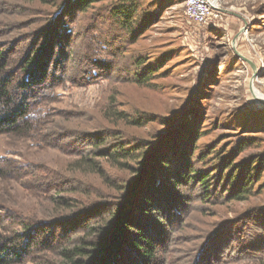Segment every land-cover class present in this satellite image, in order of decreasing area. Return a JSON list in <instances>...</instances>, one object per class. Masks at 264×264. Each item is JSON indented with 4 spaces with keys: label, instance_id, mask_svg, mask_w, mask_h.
Returning a JSON list of instances; mask_svg holds the SVG:
<instances>
[{
    "label": "rangeland",
    "instance_id": "1",
    "mask_svg": "<svg viewBox=\"0 0 264 264\" xmlns=\"http://www.w3.org/2000/svg\"><path fill=\"white\" fill-rule=\"evenodd\" d=\"M64 1L0 0V48L10 53L6 45L10 44L13 53L19 54L34 49L41 62L47 38L53 36L49 40H56L59 48L52 58L50 73L57 81L71 79L78 84L67 82L58 89L56 98L49 96L51 88L44 91V106L50 115L34 134L0 137V240L17 257L12 264L63 263L55 254L74 235L59 225L58 216L65 214L61 200L74 196L76 204L86 202L79 192L70 195V188L84 192L90 188L102 190L96 178L87 179L88 176L68 171L78 159L77 150H84L83 141L88 136L104 137L106 129L115 133L122 130L134 140L149 138L158 130L157 125L119 129L106 121V111L115 108L129 114L146 112L160 117L188 104L189 109L173 122L171 130L183 128L186 133L195 124L201 131L200 150H225L236 144L242 132L235 131L230 121L236 123L240 118L252 124L261 120L259 123L264 125V107L257 104L251 90L253 81V88L264 95V0H216L217 12L205 25L186 19L183 0L170 1L173 3L159 23L149 28L136 45L134 37L129 39L118 31L111 20L113 0L68 19H63L64 11L60 10ZM92 29L99 32L111 54L118 51L115 63L98 66L91 60L87 43L94 38ZM56 30H71V34L60 43L53 33ZM235 50L249 62L241 60ZM152 52L158 55L148 58ZM162 53V58L171 59L160 67L161 73L153 77L148 87L137 86L128 79L129 73L134 72L135 57L150 60L155 66L157 62L152 60ZM89 64L104 75L102 82L88 84L84 79ZM216 71L221 72V83L208 85ZM200 86L204 92L201 100L194 98L196 90L203 94ZM185 117L187 126L183 124ZM260 130L248 134L252 139L246 144L251 145L244 156H264V129ZM211 164L214 161L208 159L196 168L207 173L215 170L209 169ZM118 173L119 177L129 174ZM225 188L220 187L208 200L197 186L190 185L185 190L189 203L173 226L161 264H211L212 248L220 244L221 250L225 248L224 257L229 258L224 264H264V231L262 226L259 229L261 220L256 219L264 207V173L257 193L247 202L227 201L226 194L221 193ZM105 209L101 208L100 213ZM61 229L68 232L63 234ZM15 243L20 244L19 248L13 247Z\"/></svg>",
    "mask_w": 264,
    "mask_h": 264
},
{
    "label": "trees",
    "instance_id": "2",
    "mask_svg": "<svg viewBox=\"0 0 264 264\" xmlns=\"http://www.w3.org/2000/svg\"><path fill=\"white\" fill-rule=\"evenodd\" d=\"M34 1L37 0H24L25 3ZM38 1L48 3V0ZM66 1L60 6V10L64 11L63 19H68L72 14H87L106 0ZM170 1L175 0H113L109 14L120 29L118 31L129 39L134 37L136 45L149 28L159 23L161 15L173 3ZM62 23H65L64 20ZM53 33L61 43V39L71 34V30H56ZM94 33V38H90L87 43L91 60L98 66L115 63L120 55L118 51L111 54L99 32ZM50 37L53 38H47L45 58L41 62L34 49L19 54L13 53L10 44H6L10 53L0 48V137L34 134L50 115V110L44 106L47 100L43 96L44 91L51 88L49 96L56 98L58 89L67 82L78 85L71 79L67 82L57 81L55 75L50 73L52 58L59 48L54 42L56 40H49ZM121 40L125 42L123 38ZM106 42L109 43V40ZM148 54V58L158 55L153 52ZM163 55L152 60L157 62L155 66L150 64V60L146 62L135 57L134 72L129 73L128 79L137 86L148 87L153 77L161 73L160 67L171 59L162 58ZM218 73L221 75V72L216 71V75L208 80V85L218 86L221 83ZM83 77L88 80V84L100 83L104 79V75L93 64H89ZM201 87L200 91L203 92ZM202 95L204 92L201 94L196 90L194 98L201 100ZM188 109L189 105L184 104L160 117L146 112L134 115L115 108L105 112L106 121L118 125L119 129L121 126L142 129L157 125L158 130L149 138L133 140L122 130L115 133L106 129L104 137L88 136L83 141L84 150H77L78 159L69 165L68 171L76 176L77 173L85 175V178L88 176L87 179L96 178L102 190L97 192L90 188L84 192L80 188H70V195L79 192L86 202L76 204L77 197L74 196L61 200L65 214L58 216L59 225L74 235L55 254L62 259V264H161L173 226L188 206L189 198L185 190L190 185L205 192L207 200L220 187H226L221 193L226 194L229 202H247L255 196L264 173V156L262 153L244 154L251 145L246 144L247 140L252 139L248 134L264 129V125L259 123L261 120L252 124L240 118L236 123L230 121L235 131L247 136H237L238 142L229 149L208 147L200 150L198 143L201 131L195 124L186 133L182 131L183 128L171 130L173 122ZM196 115L197 112H194L193 117ZM183 121L187 126V117ZM208 159L214 161L209 169L215 167V170L205 173L196 168L197 164H205ZM118 172L129 174L119 177ZM101 208L105 209L103 213H100L103 211ZM85 217L89 218L82 223ZM256 219L261 220L259 229L262 226L264 231V207ZM67 232L61 231L63 234ZM4 243L0 240V264H12V260L17 257L13 256L11 247ZM19 245L15 243L13 247L19 248ZM221 248V244L220 247L216 245L212 248L215 259H212V263L224 264L229 260L224 257L225 248ZM22 250L25 251L24 248Z\"/></svg>",
    "mask_w": 264,
    "mask_h": 264
},
{
    "label": "built area",
    "instance_id": "3",
    "mask_svg": "<svg viewBox=\"0 0 264 264\" xmlns=\"http://www.w3.org/2000/svg\"><path fill=\"white\" fill-rule=\"evenodd\" d=\"M216 0H183L185 17L190 23L205 25L214 16Z\"/></svg>",
    "mask_w": 264,
    "mask_h": 264
},
{
    "label": "water",
    "instance_id": "4",
    "mask_svg": "<svg viewBox=\"0 0 264 264\" xmlns=\"http://www.w3.org/2000/svg\"><path fill=\"white\" fill-rule=\"evenodd\" d=\"M239 37V35L236 36L235 40L233 41V46L235 44V41L236 39ZM235 54L243 61H246V62H249L248 60H246L237 50H235ZM254 72L256 73V68L253 64H251ZM251 90H252V94L255 96V93H254V88H253V81L251 82ZM256 98V101H257V104H259L260 106L264 107V100L262 99H259L255 96Z\"/></svg>",
    "mask_w": 264,
    "mask_h": 264
},
{
    "label": "bare ground",
    "instance_id": "5",
    "mask_svg": "<svg viewBox=\"0 0 264 264\" xmlns=\"http://www.w3.org/2000/svg\"><path fill=\"white\" fill-rule=\"evenodd\" d=\"M216 7V5H215ZM255 96L259 99L264 100V95L260 94L257 90L254 89Z\"/></svg>",
    "mask_w": 264,
    "mask_h": 264
}]
</instances>
